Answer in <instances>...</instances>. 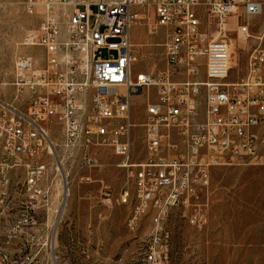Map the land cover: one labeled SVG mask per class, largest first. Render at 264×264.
<instances>
[{
  "label": "built area",
  "instance_id": "obj_1",
  "mask_svg": "<svg viewBox=\"0 0 264 264\" xmlns=\"http://www.w3.org/2000/svg\"><path fill=\"white\" fill-rule=\"evenodd\" d=\"M20 5L36 20L20 44L38 50L42 65L31 54L15 57V95L0 99V208L18 201L22 168V191L39 183L37 195L28 196L30 207L53 218L49 209L57 203L63 217L73 182L90 183L92 172L104 165L102 150H109L126 171L119 199L131 205L127 228H138L150 206H157L155 244L145 261L167 264L169 210L190 207L189 222L200 226L205 218L198 206L208 195L213 169L264 166V29L256 37L250 33V19L263 14L264 0H21ZM203 10L212 18L206 26ZM143 18L168 32L164 67L156 74L132 71L137 55L131 30ZM230 18L234 28L228 27ZM213 27L215 36L208 31ZM229 32L239 43L257 41L244 76L235 80ZM102 49L117 55L102 59L97 55ZM142 93L144 120L135 124L132 99ZM137 126L143 157L134 148ZM45 152L54 154L59 186L42 181Z\"/></svg>",
  "mask_w": 264,
  "mask_h": 264
},
{
  "label": "rangeland",
  "instance_id": "obj_2",
  "mask_svg": "<svg viewBox=\"0 0 264 264\" xmlns=\"http://www.w3.org/2000/svg\"><path fill=\"white\" fill-rule=\"evenodd\" d=\"M20 2L0 0V99L5 101L15 95V57L31 54L37 66L42 65L38 50L20 44L26 30L36 24L35 18L23 13ZM199 13L204 26L212 22L204 10ZM149 17L152 19L151 11ZM250 22L251 35L259 36L264 29V12ZM228 27H235L232 18ZM208 31L216 35L214 27ZM227 36L233 49L230 79L235 80L244 76L247 54L257 41L239 43L235 32ZM167 39L166 28H154L147 18L132 27L131 43L137 55L133 74H156L164 67ZM97 55L105 59L117 53L102 49ZM145 99V93L132 99L135 124L144 120ZM135 132L134 148L143 157L142 127L137 126ZM102 153L104 165L92 172V181L73 182L63 217L62 209H55L57 203L49 209L53 218H45L42 209L30 207L28 195L22 191V168L17 170L18 201L0 208V264H147L145 254L155 244L151 236L154 225L146 215L138 228H127L131 205L119 199L126 171L116 166L118 158L109 150ZM50 171L49 176L59 186V176ZM198 209L205 218L200 226L189 222L190 207L169 210L164 221L169 232L167 264H264V166L213 169L208 195L202 196ZM30 215L35 220H30Z\"/></svg>",
  "mask_w": 264,
  "mask_h": 264
},
{
  "label": "bare ground",
  "instance_id": "obj_3",
  "mask_svg": "<svg viewBox=\"0 0 264 264\" xmlns=\"http://www.w3.org/2000/svg\"><path fill=\"white\" fill-rule=\"evenodd\" d=\"M43 167L44 168H42V181H44L45 183H53V179H51V177L49 176L50 169H52L51 171H53V169L55 168L54 154H52V152H45L43 158ZM37 192H39V183H32L30 186H28V196H36ZM148 215L150 216L154 228H157V206H150V212L148 213Z\"/></svg>",
  "mask_w": 264,
  "mask_h": 264
}]
</instances>
